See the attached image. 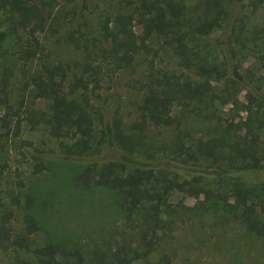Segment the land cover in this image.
Masks as SVG:
<instances>
[{
	"label": "trees",
	"instance_id": "obj_1",
	"mask_svg": "<svg viewBox=\"0 0 264 264\" xmlns=\"http://www.w3.org/2000/svg\"><path fill=\"white\" fill-rule=\"evenodd\" d=\"M31 1L0 0V10L6 13L4 19H0V47L11 37L17 38L19 46L12 55L22 64L23 76L27 79L23 83L24 92H32L36 98L46 100L47 111L28 109L24 106V94L17 108L10 104V79L14 72L4 67L0 75V130L5 136L10 131L13 136H18L23 125L29 131L42 127L57 143L63 160L81 164L73 185L81 189L98 187L116 192L125 223L138 237L135 244L122 241L107 250L95 248L90 252L76 244L49 241L33 249L34 264H134L135 260L146 258L159 241L160 217L171 207L169 197L173 192L194 199L201 193L213 194L238 214L250 234L264 239V222L254 203L255 199L261 200L258 189L264 187V141L261 136L264 91L261 86L250 80H240L229 72L230 83L245 91V99L252 107L250 115L238 121L234 117L225 119L220 135L212 137L205 149L186 147L177 136L171 144L162 146L148 138L152 129L167 130L177 125V120L171 116L173 106H192L197 111L200 105L195 100L208 102L201 94L204 83L194 77L220 78L224 72L226 76V70L230 71V61L237 55H225L227 41L209 36L220 23L205 19L190 25L191 16L184 0H118L115 14L106 15L102 23V39L109 43V50L102 48L96 55L89 53L83 61H74L73 70L69 65L64 68L46 60L45 49L34 34L35 26L39 31L43 30V11L30 4ZM225 2L237 12L257 6L243 0ZM34 19L41 21L34 25ZM231 20L232 16L227 27ZM135 21L142 27L140 36L133 32ZM19 31L26 33L25 43ZM241 34L243 26L231 29V43L240 44L243 49L246 42L262 38L264 29L252 32L251 37L243 41ZM153 38L174 49L179 59L177 69H156L154 56L147 61L144 77L133 87L139 94V100L132 107L134 121L126 124L119 107L110 105L100 91L103 80L99 78L102 69L99 62L116 63L121 68L123 64L131 65L139 53L151 52L147 44ZM200 39L222 52L224 61L219 67L223 69L207 65V58L187 44ZM97 55L99 57H95ZM257 59L260 70L264 71V55H258ZM36 62L39 68L30 75L31 64ZM94 63L98 65L94 67ZM77 69L80 75L75 73ZM70 71L74 86L69 79ZM84 84L89 98L86 100L77 97L78 88ZM213 103L211 99L209 105ZM238 103V100L234 101L236 107ZM239 110L246 111V104L242 103ZM2 134L0 131V137ZM204 162L210 163L204 165ZM212 184L215 191L210 188ZM1 194L0 189V210L4 206ZM11 217L10 213L0 215V250L28 249L25 235L13 239ZM37 230L36 219L28 216L25 234L31 235Z\"/></svg>",
	"mask_w": 264,
	"mask_h": 264
},
{
	"label": "rangeland",
	"instance_id": "obj_2",
	"mask_svg": "<svg viewBox=\"0 0 264 264\" xmlns=\"http://www.w3.org/2000/svg\"><path fill=\"white\" fill-rule=\"evenodd\" d=\"M117 1H31L30 4L43 11V30L39 31L35 26L37 30L34 34L45 49L46 60L64 68L69 65L74 70V61H83L89 53L96 55L102 48L109 50V43L102 39V23L106 15L115 14ZM243 1L248 5L254 2L257 6L237 12L228 7L225 0H184L191 16L189 24L198 20H217L220 25L209 36L226 40L225 55L237 56L231 59L230 65L228 63L230 71L226 70V76L224 72L220 78L194 77L204 83L201 94L208 102L195 100L200 105L197 111L192 106H173L171 116L179 124L167 130L152 129L148 133L151 142H156L158 146L171 144L177 136L186 147L205 149L212 137L220 135L225 119L234 117L238 121L249 117L252 107L245 99V91L231 84L228 74L232 72L240 80H250L264 91V71L260 70L257 59L258 55H264V35L256 42H246L242 49L240 44L231 43V29L243 26L242 41L250 38L252 32L264 29V0ZM4 14L0 10V19H4ZM230 16L232 20L227 27ZM39 21L41 19H34V25ZM109 27L112 28L111 23ZM132 29L136 35H141L142 27L138 22L133 23ZM25 34L19 31L23 43L26 42ZM187 44L207 58V65L222 67L224 60L219 49L208 46L203 39ZM147 45L151 52L139 53L131 65L123 64L121 68L116 63L99 62L102 68L99 78L103 80L100 91L110 105L119 107L126 124L134 121L132 107L139 100V94L133 87L137 85V80L144 77L147 61L154 56L156 69H177L179 59L173 48L156 38ZM18 46L17 38L11 37L0 47V54L8 53L0 55V75L4 67L14 72L10 79L9 102L17 108L24 94V106L28 109L47 111L46 100L36 98L32 92H24L23 83L27 79L23 76L22 64L12 55ZM155 52L157 55H153ZM38 68V62L31 64L30 75ZM78 69L75 73L80 75ZM69 79L74 86L71 71ZM77 97L89 99L87 85L78 88ZM211 99L214 103L210 106ZM236 100L239 101L237 107L234 104ZM242 103L246 104V111L243 112L239 110ZM0 131L3 133L0 137V189L4 204L0 215L10 213L13 239L25 235L29 243L28 249L0 250V264H34L33 249L49 241L76 244L85 252L95 248L107 250L122 241L136 243L138 237L125 223L117 193L98 187H75L73 178L81 170V164L63 160L57 143L48 137L42 127L29 131L23 125L18 136H13V131L7 136L3 130ZM261 136L264 141V128ZM210 188L216 190L213 184ZM258 192L261 200L255 199L254 203L264 222V187H259ZM169 203L171 207L165 209L160 217L162 229L158 230V243L146 258L135 260L134 264H264V239L250 234L238 214L213 194L201 193L198 199H194L173 192ZM30 215L36 219L38 230L26 235V218Z\"/></svg>",
	"mask_w": 264,
	"mask_h": 264
}]
</instances>
